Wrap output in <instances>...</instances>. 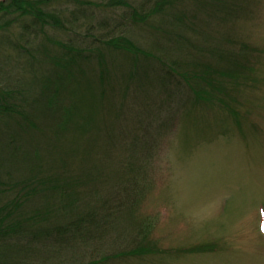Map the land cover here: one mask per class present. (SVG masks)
Returning <instances> with one entry per match:
<instances>
[{
  "label": "rangeland",
  "instance_id": "374dc122",
  "mask_svg": "<svg viewBox=\"0 0 264 264\" xmlns=\"http://www.w3.org/2000/svg\"><path fill=\"white\" fill-rule=\"evenodd\" d=\"M113 1L46 0L42 8L54 12L61 27L34 25L32 16L10 14L8 22L3 18L4 86L25 83L29 51L47 46L57 55L70 50L61 43L73 44L76 51L92 47L86 60L90 64L83 70L108 71L115 80L110 85L133 68V61L141 69L156 71L160 50L196 63H214L224 56V71H195V78L183 79L188 94L168 101L162 115L168 118L164 145L154 150L155 159L145 174L146 193L132 214V220L145 226L144 249L135 252L138 246L124 241L115 250L108 238L59 250L45 243L8 241L23 248L13 251L2 242L0 253L5 257L0 256V264H84L106 256H112L107 264H264V0L226 3L227 9L222 5L216 18H193L192 0H173L161 14L150 13L156 0H128L138 14H150L140 21L133 19V7ZM231 5L234 12L228 17L225 12ZM174 13L182 14L180 29L173 27L172 21L178 23ZM123 35L136 40L146 54L103 42ZM233 63L246 68H234ZM86 84L82 90L88 92ZM197 84L201 87L192 89ZM98 89L97 84L90 87L84 107L72 117L79 122L93 116L95 124L71 132L69 144L96 142L103 116L95 114L97 100L90 93Z\"/></svg>",
  "mask_w": 264,
  "mask_h": 264
},
{
  "label": "trees",
  "instance_id": "16d2710c",
  "mask_svg": "<svg viewBox=\"0 0 264 264\" xmlns=\"http://www.w3.org/2000/svg\"><path fill=\"white\" fill-rule=\"evenodd\" d=\"M45 1L3 0L0 5L6 12L1 13L0 22L18 14L32 16L34 25L61 27L60 18L42 8ZM192 1L193 18L199 14L216 18L226 3L242 0ZM173 2L156 0L150 13L161 14L164 6ZM113 3L133 7L135 21L147 20L150 15L138 14L128 0ZM234 6L225 12L228 17ZM173 16L178 21L171 20L174 29L182 28V14ZM103 42L115 49L146 54L136 40L125 35ZM61 44L70 50L57 55L47 46L29 51V75L23 85L4 86L0 76V245L5 243V247L17 251L23 246L8 241L39 242L59 250L88 247L108 238L115 243V250L126 241L127 246L137 245L134 251L139 252L148 238L142 237L145 226L132 220V214L146 193L145 174L152 165L154 150L164 145L168 118L162 115L168 110V101L188 94L183 79L188 82L195 78V71H224V56L214 63H196L160 50L161 55L156 57L159 70L141 69L133 61L134 69L125 71L112 85L115 80L108 77V71L83 70L90 64L86 60L91 58L92 47L76 51L73 44ZM158 48L164 49L159 44ZM236 67L246 68L241 63ZM83 83H87L88 92L82 90ZM95 84L99 89L91 90L90 95L97 100L95 114L102 112L100 134L93 145L69 144L71 132L85 131L95 124L93 116L72 121ZM197 87L201 85L192 89ZM110 258L84 264H107Z\"/></svg>",
  "mask_w": 264,
  "mask_h": 264
},
{
  "label": "flooded vegetation",
  "instance_id": "af4514ba",
  "mask_svg": "<svg viewBox=\"0 0 264 264\" xmlns=\"http://www.w3.org/2000/svg\"><path fill=\"white\" fill-rule=\"evenodd\" d=\"M0 2H3V0H1ZM2 14H3V11H2Z\"/></svg>",
  "mask_w": 264,
  "mask_h": 264
}]
</instances>
